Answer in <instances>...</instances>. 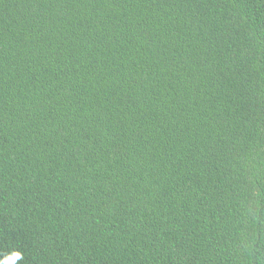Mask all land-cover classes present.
<instances>
[{
  "label": "trees",
  "instance_id": "1",
  "mask_svg": "<svg viewBox=\"0 0 264 264\" xmlns=\"http://www.w3.org/2000/svg\"><path fill=\"white\" fill-rule=\"evenodd\" d=\"M0 264H264V0H0Z\"/></svg>",
  "mask_w": 264,
  "mask_h": 264
}]
</instances>
